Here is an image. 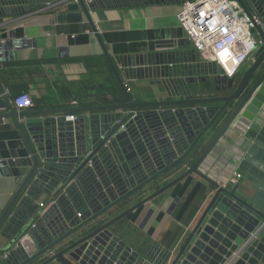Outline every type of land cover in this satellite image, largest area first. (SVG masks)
Returning <instances> with one entry per match:
<instances>
[{
    "label": "water",
    "instance_id": "water-1",
    "mask_svg": "<svg viewBox=\"0 0 264 264\" xmlns=\"http://www.w3.org/2000/svg\"><path fill=\"white\" fill-rule=\"evenodd\" d=\"M23 1L0 0V17L15 14ZM40 1L30 8L57 0ZM86 1L64 8L87 19L125 102L16 111L7 95L0 98L8 109L0 117L13 118L28 154L17 161L26 171L0 215V239L6 241L0 264H30L45 254L38 264H264V30L257 28L263 43L254 60L228 77L216 63L199 61L187 38L111 57L89 12L190 0ZM236 1L264 22V0ZM118 66L125 80L149 79L165 97L134 101ZM195 83L198 88L190 87ZM206 83L209 93L201 92ZM73 111L78 113L68 120ZM234 171L240 177L230 183ZM188 176L211 190L178 247L154 244L141 255L112 231ZM41 195L46 206L30 210ZM30 241L33 250H27Z\"/></svg>",
    "mask_w": 264,
    "mask_h": 264
},
{
    "label": "crops",
    "instance_id": "crops-1",
    "mask_svg": "<svg viewBox=\"0 0 264 264\" xmlns=\"http://www.w3.org/2000/svg\"><path fill=\"white\" fill-rule=\"evenodd\" d=\"M38 3L41 1L26 0L16 3L14 7L18 10L15 14L0 17V38L5 39L0 43V66L5 69L4 81L0 80L2 88L9 91L10 86L14 93H29L33 105L28 110L124 103L123 94L120 100L115 88L108 83L104 84L107 92H100L106 102L94 101L86 105L71 103L72 94H80L82 91L89 94L102 80L93 78L90 83L86 74L92 59L104 55L84 15L80 18L77 12L69 14L60 0L30 8L40 5ZM182 4L125 6L89 12L103 44L111 57H114L146 51L149 45L161 46L186 38L185 31L176 17ZM171 47L180 48L175 43ZM251 62L252 60H248L241 65L238 72H242ZM118 70L134 101H152L165 97V93L161 92L157 85L151 84L149 79L125 80L119 66ZM202 85L204 89L201 92L212 91L210 84ZM197 86L199 87L198 83L190 85L192 88ZM5 108L8 110L7 105ZM77 113L73 111L67 115ZM6 117L7 123L0 124V215L17 190L22 179L21 173L26 171L17 161L28 155L13 118ZM10 161L14 165H10ZM173 172L160 178L115 213L155 191L177 176L181 170ZM210 188L211 186L199 177L188 176L138 207L111 229L141 255L154 244L176 248L209 195ZM40 203L43 207L46 206L47 198L44 195L35 199L30 210H38ZM5 242L0 239L1 245ZM34 247V243L30 241L27 250H33ZM46 257L48 256L45 254L30 264H38ZM48 264L63 263L55 260Z\"/></svg>",
    "mask_w": 264,
    "mask_h": 264
},
{
    "label": "built area",
    "instance_id": "built-area-1",
    "mask_svg": "<svg viewBox=\"0 0 264 264\" xmlns=\"http://www.w3.org/2000/svg\"><path fill=\"white\" fill-rule=\"evenodd\" d=\"M68 2L77 0H63L61 4ZM176 17L190 46L197 51V59L216 63L228 77L235 74L248 60L253 61L256 48L263 43L257 32V28L264 30L262 18L256 13L248 15L236 0H190L182 4ZM254 33L258 38H253ZM4 40L0 38V43ZM9 94V91L0 90V98L7 95L9 104L16 111L26 110L33 105L27 92L12 96ZM71 103L76 104V101ZM5 111V106L0 107V112ZM134 114L135 112L132 116ZM74 117L73 114L66 116L68 120H73ZM6 123L7 117H0V124ZM239 177L240 174L234 171L229 182L235 183ZM39 206L43 207V204L40 203Z\"/></svg>",
    "mask_w": 264,
    "mask_h": 264
},
{
    "label": "trees",
    "instance_id": "trees-1",
    "mask_svg": "<svg viewBox=\"0 0 264 264\" xmlns=\"http://www.w3.org/2000/svg\"><path fill=\"white\" fill-rule=\"evenodd\" d=\"M91 65H88V72L86 74V79L87 81H89L90 83L92 82V79H99L102 78V80L99 81V83H97V85L94 88V91L92 90L89 94L88 93H84V91H82L80 94L78 93H74L72 94L73 99L72 101H76V105L80 104V105H86V104H91L94 101L96 102H106V98L100 94V92H107V88L104 87L105 83L111 84V87L115 88L116 90V94L117 96L120 97L121 100V94L122 91L115 79V76L106 60V58L104 56L97 58L94 57L92 59V62H90ZM4 67L0 66V80L4 81V76H5V71H4ZM8 86V85H7ZM9 87V93L12 95H16L18 93H14L13 91H11V87ZM85 96V97H84ZM94 96V98L92 97ZM84 99V101H83ZM114 100L118 101L117 99L114 98ZM81 101V103H80Z\"/></svg>",
    "mask_w": 264,
    "mask_h": 264
}]
</instances>
